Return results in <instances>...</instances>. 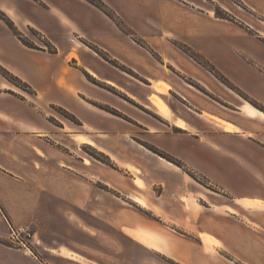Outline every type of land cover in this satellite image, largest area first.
<instances>
[{"label": "crops", "instance_id": "crops-1", "mask_svg": "<svg viewBox=\"0 0 264 264\" xmlns=\"http://www.w3.org/2000/svg\"><path fill=\"white\" fill-rule=\"evenodd\" d=\"M22 1L0 0V11L15 24L20 19L23 24L32 23L46 29L52 36L58 26L70 21L73 34L78 38L83 37V33L75 31L84 32L89 28L85 36L104 47L108 56V60H104L96 53L88 54L90 65L104 71V75L99 76L93 67L83 65L92 77L105 80V83L121 90L118 81L107 76L106 71H112L109 65L116 70L113 73L118 78L122 77L119 72L126 73L118 66L132 69L141 66V62L133 64L129 60L127 36L119 32L109 18L86 3L80 0H45L48 7H41L31 15L24 4L26 1ZM65 12L69 14L70 21L65 18ZM35 16L41 21L38 22ZM3 33L15 41L7 28ZM73 48L51 54L56 58L58 54L62 55L63 64H58L56 73H60V68L69 59H76L77 64L81 62L82 51L70 52ZM3 51L5 49L0 47V56ZM135 53L140 59L147 58L141 49H136ZM0 64L16 75L9 65L1 61V57ZM52 64V60H46V69H50ZM58 77H55L57 88ZM147 80V86L150 89L154 87L159 94L166 96L174 92L177 95V102H170V105L166 102L167 97L161 98L155 91L146 95L148 101L145 104L136 100L159 117L142 116L121 103L115 106L128 119L101 112L95 107L101 120L50 125L40 117L17 116L12 110L16 98L10 92L15 91L14 86L12 88L0 76V264H116L112 259L113 252L119 256L120 262L123 260L128 264L129 240L141 250L149 249L153 254L164 255L179 264H264V208L246 207L238 202L243 199L264 202V196L241 194L231 189L235 179H247L248 171L254 174L255 180H264L262 176L256 177L254 169L256 164L264 167V119L257 114L262 111L244 103H234L230 107L214 99L204 100L189 90L179 92L161 78L147 77ZM237 81L244 89L250 85L262 91L264 88V81L250 83L244 77ZM163 86L165 91H162ZM60 90L88 103L80 97L83 94L77 87ZM155 95L160 99V106H166L169 115L163 114L153 104L151 99ZM253 98L264 104V96L253 94ZM243 110L251 111L253 115H246ZM205 115L217 119V122L205 118ZM102 120L105 121L104 126ZM78 136H82L85 142H80ZM97 136L108 140L97 139ZM115 138L119 140L112 141ZM49 140L57 144L69 140L70 143L65 144L72 146L73 152L75 150L78 156L75 163L65 161L63 152H56L53 160L56 148L47 146ZM138 140L145 147L140 145L142 148H139L130 142L139 143ZM85 144L105 154L114 163V168L80 154L78 149ZM146 146L178 159L189 170L203 174L225 192L217 193L215 197L199 192L200 199L206 204L202 210L193 213L186 204L193 195L192 177ZM68 157L74 158V155L68 154ZM76 169L82 171V177L75 173ZM113 172L127 174L133 185L139 180V187L144 186L145 179L154 197L145 195L139 187L124 193L115 185ZM65 180L71 181L70 187L65 186ZM10 197L15 202L10 203ZM19 197L23 198V203L17 202ZM140 200L142 204L138 203ZM17 207L23 211V217L17 214ZM142 210L151 216L143 214ZM6 221L15 225L30 221L39 223L34 226L29 248L8 243ZM161 226L175 232L182 230L184 237L166 234ZM126 228L143 233L153 244L134 238ZM205 240L212 242L211 249L207 248ZM204 246L207 250L215 246L220 255L217 262ZM223 252L232 253L233 258L227 259Z\"/></svg>", "mask_w": 264, "mask_h": 264}, {"label": "rangeland", "instance_id": "rangeland-1", "mask_svg": "<svg viewBox=\"0 0 264 264\" xmlns=\"http://www.w3.org/2000/svg\"><path fill=\"white\" fill-rule=\"evenodd\" d=\"M24 1L22 2L30 9L31 15L40 10L41 7H48L45 0ZM80 1L109 18L115 24L117 30L127 36L129 60L133 64L141 62V66L134 69H132L133 67H125V65L118 66L119 70L126 72L122 74L117 70L118 75L122 76L118 78L113 73L115 69L109 65L112 71H106L107 76L118 81L117 85L121 88L120 90L105 83V80L100 81L92 77L83 66L86 64L93 67L96 74L102 76L104 71L102 68L94 67L93 64L90 65L88 54L96 53L104 60H108V56L103 50L104 47L91 42L85 36L89 33V28L84 32L75 31L76 33H83V37L78 38L73 34V25L67 12H65V18H68L70 23H63L60 27L58 26L57 32L52 36L46 29H41L32 23L23 24L20 19L15 24L4 12L0 11V47L5 49L0 56L1 61L9 65L16 74L14 75L11 70L0 64V76L8 81L12 88L14 86L15 91L11 90L10 92L16 98V104L12 110L17 116L25 118L40 117L50 125H60L63 122L66 124H80L84 120H101L100 115L95 110L96 107L101 112H108L128 119V116L121 113L115 106V104L122 103L142 116L159 117L152 109H146L138 103V101L144 104L147 103L146 95L151 92L155 91L159 94L154 87L150 89L147 86L149 83L147 77L164 79L170 85H173L176 88L175 90H179V92L189 90L196 93L197 96H201L204 100L213 101L212 99H214L230 107L234 103H244L248 107L253 105L264 113V104L253 98V94L264 96V88L262 91L256 86L250 85V88L246 87L244 89L237 83L238 78L241 79L242 77L250 83L264 81V0ZM56 11H59L58 8ZM35 17L38 22L41 21L38 16ZM4 28L10 31L15 41L13 37L3 33ZM91 34H93L92 31ZM72 46L74 48L70 52L82 51V53L80 52L81 62L77 64L76 59H69L60 68V73H56L59 68L58 64H63L62 55L58 54L56 58L55 55L51 54L58 51L64 53ZM136 49L143 50L147 58L140 59L135 53ZM41 51L46 53L43 54ZM46 60L53 61V66L50 69H46ZM58 75L57 81L60 77H64L67 86L72 90L75 87L79 88V91L83 94L80 97L88 103L57 88L55 77ZM5 87H8V85H5ZM75 91L72 93H75ZM159 96L161 98L167 97L166 102L168 105H170V102L171 104L177 102L175 99L177 95L174 92H171L170 95L166 94V96L160 93ZM257 114L264 119L260 112H257ZM104 122L102 123L103 126ZM139 132H141L140 129H138ZM96 138L108 140L104 136H97ZM118 140L116 138L112 139L114 142ZM138 141L139 143L137 141L130 142L133 146L142 148L140 145L144 146L143 142ZM64 142L70 143L69 140ZM48 143L47 146L51 145L56 148L53 150V160H55L56 152L58 154L63 152L65 161L68 162L75 163L74 159H78L75 150L72 151V146L62 142V144H57L53 140H49ZM130 146L133 148L132 145ZM147 148L165 160L181 167L192 177L193 195L188 198L186 204L192 209L193 213L202 210L206 204L204 200L200 199L199 192L204 191L209 197H215L218 195L217 193L225 192L203 174L189 170L178 159L154 147L148 146ZM78 152L88 159H95L113 167L114 163H111L105 154L91 145L81 146ZM0 153H2L1 148ZM68 154L70 156L74 155V158L67 159ZM4 158L7 159V157ZM165 160L160 161L169 165ZM254 169L257 178L258 176L264 177L263 166L256 164ZM75 173L82 177V171L76 169ZM140 177L143 179L142 175ZM246 177L247 179L244 177L235 179L231 187L232 191L264 196V180H255L253 178L255 177L254 174H251L250 171L247 172ZM113 179L115 185L125 191L124 193L130 192L134 187H139L136 186V183V185H133L125 173L117 174L113 172ZM143 180L145 181V183L143 182L144 186L139 188L142 189L145 195L153 196L150 188L146 186L147 181ZM65 186L70 187L71 181L65 180ZM256 200L243 199L238 200V202L246 207L264 208V202L261 200L262 204L259 205ZM12 201L15 202L10 197L9 202ZM17 202L23 203V198L19 197ZM21 206L23 207V205ZM20 207H17V214L23 217L24 214ZM142 211L143 214L151 216L146 210ZM38 224L30 221L13 225H27L35 232V227ZM161 230L166 234L184 237L182 230H176L175 232L163 229L162 226ZM126 232L129 234L141 233L129 228H126ZM178 237H176L177 240H179ZM205 244L207 248L211 249V241L205 240ZM214 247L212 250H207L204 246L206 252L215 257L216 260L220 255ZM223 255L227 259L233 258L232 253L223 252ZM112 256L116 264H124L123 260L119 261V256L115 252ZM127 263L179 264L164 255L153 254L149 249L141 250L140 247H135L130 240L128 241Z\"/></svg>", "mask_w": 264, "mask_h": 264}, {"label": "bare ground", "instance_id": "bare-ground-1", "mask_svg": "<svg viewBox=\"0 0 264 264\" xmlns=\"http://www.w3.org/2000/svg\"><path fill=\"white\" fill-rule=\"evenodd\" d=\"M10 15L12 16V17H14V15L12 14V12H10ZM64 71H66L65 69H64ZM57 85H58V87L60 88V89H63V88H65V89H69L70 90V88L67 86V81H66V79L64 78V77H60V79L57 81ZM5 85H3V87H4ZM155 88H157V87H155ZM157 89H159V88H157ZM161 89V88H160ZM162 91H165V86H163V89H162ZM152 102H153V104L163 113V114H165V115H169V111H168V109L166 108V106L165 105H161L160 106V99H159V97L157 96V95H155L154 97H152ZM160 106V107H159ZM243 112L246 114V115H253V113L251 112V111H244L243 110ZM260 114L262 115V116H264V113L263 112H260ZM205 118H207V119H209V120H211V121H214V122H217V119H214L213 117H211V116H209V115H205L204 116ZM180 125L182 126L183 125V123H180ZM224 125V124H223ZM77 139L80 141V142H85V140H84V138L82 137V136H78L77 137ZM136 184L138 185V186H141V182L139 181V180H136ZM139 203H141L142 204V201L140 200V201H138ZM256 202H257V204H262V201L261 200H256ZM131 235L132 236H134L135 238H137V239H139L140 241H142V242H144V243H146V244H148V245H152L153 243H152V240L150 239V238H148L147 236H145V235H143V234H141V233H131Z\"/></svg>", "mask_w": 264, "mask_h": 264}, {"label": "built area", "instance_id": "built-area-1", "mask_svg": "<svg viewBox=\"0 0 264 264\" xmlns=\"http://www.w3.org/2000/svg\"><path fill=\"white\" fill-rule=\"evenodd\" d=\"M8 226V243L12 246L27 249L34 237V232L27 225L14 226L10 222Z\"/></svg>", "mask_w": 264, "mask_h": 264}, {"label": "trees", "instance_id": "trees-1", "mask_svg": "<svg viewBox=\"0 0 264 264\" xmlns=\"http://www.w3.org/2000/svg\"><path fill=\"white\" fill-rule=\"evenodd\" d=\"M29 47H31V46H29Z\"/></svg>", "mask_w": 264, "mask_h": 264}]
</instances>
